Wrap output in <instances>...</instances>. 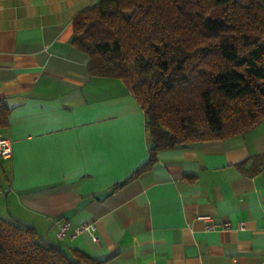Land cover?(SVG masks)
<instances>
[{
    "label": "crops",
    "instance_id": "1",
    "mask_svg": "<svg viewBox=\"0 0 264 264\" xmlns=\"http://www.w3.org/2000/svg\"><path fill=\"white\" fill-rule=\"evenodd\" d=\"M97 1L0 0V137L12 143L0 218L93 264H264V121L160 150L135 176L150 143L131 83L89 77L72 44L73 18ZM111 187L68 220L95 223L97 243L56 238L65 212Z\"/></svg>",
    "mask_w": 264,
    "mask_h": 264
},
{
    "label": "trees",
    "instance_id": "2",
    "mask_svg": "<svg viewBox=\"0 0 264 264\" xmlns=\"http://www.w3.org/2000/svg\"><path fill=\"white\" fill-rule=\"evenodd\" d=\"M89 77L128 80L148 168L163 149L225 140L264 121V0H98L72 20ZM8 110L0 105V128ZM0 218V264H93Z\"/></svg>",
    "mask_w": 264,
    "mask_h": 264
},
{
    "label": "built area",
    "instance_id": "3",
    "mask_svg": "<svg viewBox=\"0 0 264 264\" xmlns=\"http://www.w3.org/2000/svg\"><path fill=\"white\" fill-rule=\"evenodd\" d=\"M12 154V143L8 138L0 137V158L9 159ZM208 229L211 228L210 225L207 226ZM71 231V236L74 237L79 234H87L90 239L97 243L99 237L97 235V226L93 222H84L77 226H72L69 221H64L58 225L55 236L58 240H63L68 232Z\"/></svg>",
    "mask_w": 264,
    "mask_h": 264
},
{
    "label": "water",
    "instance_id": "4",
    "mask_svg": "<svg viewBox=\"0 0 264 264\" xmlns=\"http://www.w3.org/2000/svg\"><path fill=\"white\" fill-rule=\"evenodd\" d=\"M123 183H119L117 186H121ZM116 190V187H111L107 191L99 194H95L91 197L85 198L80 200L73 209L65 212L63 214V219L64 221H68L70 218H72L78 211L83 210L91 201L96 200V201H103L109 196H111Z\"/></svg>",
    "mask_w": 264,
    "mask_h": 264
}]
</instances>
